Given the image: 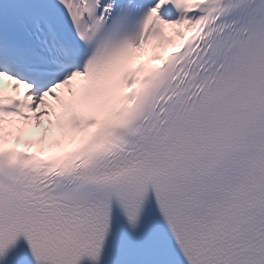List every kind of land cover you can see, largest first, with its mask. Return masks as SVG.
<instances>
[{
    "label": "snow or ice",
    "instance_id": "1",
    "mask_svg": "<svg viewBox=\"0 0 264 264\" xmlns=\"http://www.w3.org/2000/svg\"><path fill=\"white\" fill-rule=\"evenodd\" d=\"M0 264H264V0H0Z\"/></svg>",
    "mask_w": 264,
    "mask_h": 264
}]
</instances>
